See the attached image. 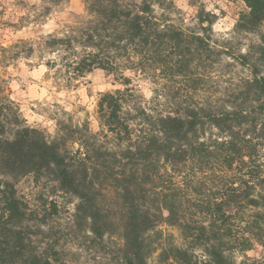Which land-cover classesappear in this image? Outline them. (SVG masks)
Masks as SVG:
<instances>
[{
	"label": "clouds",
	"instance_id": "9594fccd",
	"mask_svg": "<svg viewBox=\"0 0 264 264\" xmlns=\"http://www.w3.org/2000/svg\"><path fill=\"white\" fill-rule=\"evenodd\" d=\"M0 264H264V0H0Z\"/></svg>",
	"mask_w": 264,
	"mask_h": 264
}]
</instances>
